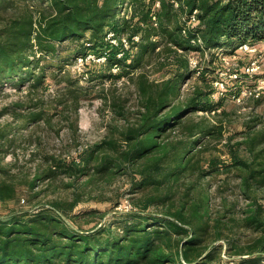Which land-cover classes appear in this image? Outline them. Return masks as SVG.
I'll return each mask as SVG.
<instances>
[{"label": "trees", "instance_id": "16d2710c", "mask_svg": "<svg viewBox=\"0 0 264 264\" xmlns=\"http://www.w3.org/2000/svg\"><path fill=\"white\" fill-rule=\"evenodd\" d=\"M157 1L159 7L155 6ZM195 10L198 23L185 33L183 17L188 18ZM154 14L158 24L152 19ZM110 30L116 32L120 48L124 49L122 58L118 55L120 48L108 53L111 63L125 65L127 69L138 68L148 61V56L164 55L174 62L177 71L159 81H150L141 72L138 88L142 106L137 121L118 133L111 131L71 159L48 156L50 164L44 175L51 178L61 172L75 178L86 176L88 182L96 183L123 173L131 177L136 188L151 187L150 200L158 206L165 207L168 200L171 204L162 213L146 208L119 212L117 225L98 222L84 229L65 217L81 201L78 192L71 201H55L51 207L43 206L31 213L0 216V264L209 261L206 252L211 244L204 245V237L211 226V214L202 181L217 166V158L205 157L210 148L204 147L203 142L220 140L224 124L220 119L219 123L203 115L196 119L194 110L206 108L203 96L211 93L196 88L185 96L181 86L188 73L199 72L203 81L208 80L207 69L191 68L192 51L202 55L211 52L214 59L215 48L234 49L244 40L264 38V0H0V86L9 81L16 84L31 80V89H39L46 80L47 65H41L36 72L38 62L46 56H56L67 39L78 41L81 53L95 45L103 46ZM136 36H140V41L135 40ZM124 39L128 44L138 45L136 54L125 50ZM128 72L129 69L123 73ZM83 90L79 86V93ZM63 98L68 99L60 98L61 104ZM73 99L77 112L80 95ZM26 106L29 109L26 114L15 106L10 108L14 118L26 119L21 125L0 123V151H6L8 143L12 146L16 139L26 136L24 130L28 125H33L30 129L35 132L40 122L50 124L51 115L41 107L43 100H33ZM201 137L202 143L194 147ZM255 158V169H249L241 159L236 164L246 172V186L253 180H264V147L255 152ZM222 166L228 170L229 163L223 162ZM1 173L9 175V170L0 167ZM35 179L31 187L36 186ZM16 194L13 177L0 178V199H10ZM224 204L228 206V199L224 198ZM98 212L92 209L74 217L84 218ZM226 217L218 213L214 218L213 238H221L224 230L234 224L232 221L237 222L234 216L223 219ZM240 223L260 233L247 247L233 243V251L253 254L258 250L264 254V206L258 204L246 210ZM259 258H243L238 264H256Z\"/></svg>", "mask_w": 264, "mask_h": 264}, {"label": "rangeland", "instance_id": "374dc122", "mask_svg": "<svg viewBox=\"0 0 264 264\" xmlns=\"http://www.w3.org/2000/svg\"><path fill=\"white\" fill-rule=\"evenodd\" d=\"M158 2L155 4L157 7L160 6ZM175 6H178L177 2ZM112 32L115 33L114 38ZM135 40L140 41V36ZM63 43L56 56H46L37 63L36 72L41 65H47L46 80L39 89H31V80L16 84L9 81L0 86V123L21 125L26 119L14 118L10 108L15 106L20 113L26 114L29 111L26 105L38 99L43 100L41 107L51 115L50 124L40 122L35 132L30 129L33 125H28L24 130L26 136L16 139L12 146L8 143L4 148L6 151H0V167L9 170V175L1 173L0 178L13 177L17 186L15 197L0 199V216L31 213L43 206L51 207L55 201H71L75 192L81 195V201L65 217L74 220L75 226L83 229L98 222L115 224L121 217L119 212L134 208L162 213L171 200L165 207L158 206L150 200L153 195L151 187L145 190L136 188L129 175L117 173L114 177L94 183L88 182L86 176L75 178L59 172L55 177L46 178L44 173L50 164L48 156L71 159L100 142L111 131L118 133L119 129L136 122L142 106L138 75L144 72L150 81L162 80L177 71L174 62L165 59L164 55H160L162 58L150 55L145 64L138 68L129 66L130 72L124 74L125 70L128 71L125 65L114 64L107 59L108 53L121 47L113 30L107 35V44L95 45L84 53L78 51V41L67 39ZM245 43L249 44L248 48ZM124 48L134 55L138 45L130 43ZM123 50L119 49L120 58L124 57ZM212 52L214 59L211 52L202 55L192 51L189 54L191 68L207 69L208 80L203 81L199 72L188 73L181 86L185 96L192 94L196 88L211 93L203 96L208 106L194 110L196 119L203 115L219 123L222 120L224 124L220 140L214 138L203 142L204 147L207 145L210 148L205 157L217 158V166L202 181L211 214V226L205 233L204 245L215 247L210 246L206 252L209 261L198 259L194 264H238L240 259L252 257H260L259 263H264V254L258 250L253 254H236L231 247L233 243L247 247L260 233L240 221L246 210L258 204L264 206V180H253L251 185L246 186V172L236 164L241 159L246 161L249 169H255V152L264 147V38L244 40L234 49L222 47ZM79 86L84 88L82 93H79ZM77 94L80 99L76 112L73 97ZM63 96L68 99L63 98L64 104H61ZM64 107L66 110H63ZM202 140V137L198 138L194 147H198ZM223 162L229 163L228 170L222 166ZM33 179L35 187L30 185ZM224 198L228 199V206H225ZM92 209L100 212L84 218L74 217ZM218 213L227 216L223 219L234 216L237 222L232 221V227L224 230L221 238L215 239L213 224Z\"/></svg>", "mask_w": 264, "mask_h": 264}, {"label": "built area", "instance_id": "2783aa9c", "mask_svg": "<svg viewBox=\"0 0 264 264\" xmlns=\"http://www.w3.org/2000/svg\"><path fill=\"white\" fill-rule=\"evenodd\" d=\"M158 5L160 4V2L157 3ZM178 5V3H177ZM153 18L155 19V23L157 22V16L154 15ZM183 20L186 21V24L184 25L185 29L183 30L185 33L187 32L186 30L189 29L190 27H192L193 25H196L198 23V10H195L188 18L185 16L183 17ZM115 35L114 32H112V37ZM114 38V37H113ZM135 38H138V36H136ZM114 41V40H113ZM125 44L127 45L128 42L126 41V39H124ZM246 48L249 47L248 43H245ZM25 201V199H23ZM256 264H264V263H256Z\"/></svg>", "mask_w": 264, "mask_h": 264}]
</instances>
